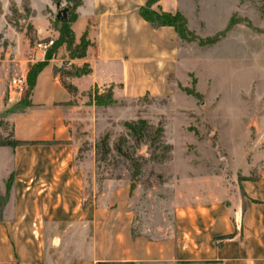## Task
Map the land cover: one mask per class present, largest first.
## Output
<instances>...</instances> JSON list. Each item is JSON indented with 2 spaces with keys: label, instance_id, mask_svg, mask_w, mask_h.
Masks as SVG:
<instances>
[{
  "label": "crops",
  "instance_id": "crops-1",
  "mask_svg": "<svg viewBox=\"0 0 264 264\" xmlns=\"http://www.w3.org/2000/svg\"><path fill=\"white\" fill-rule=\"evenodd\" d=\"M144 3L80 0L72 24L82 15L84 27L78 39L71 32L74 41L85 33L89 45L74 62L89 72L65 82L74 92L61 85L54 58L24 111L6 113L20 98L0 88V114L17 142L0 147V264H264V165L238 182L237 198L206 191L177 198L149 227L138 220L130 182L98 179L93 152L79 153L97 122L90 90L130 101L176 88L180 40L140 18ZM152 9L174 13L179 3L159 0ZM6 56L0 69L14 62L24 75L44 55Z\"/></svg>",
  "mask_w": 264,
  "mask_h": 264
},
{
  "label": "rangeland",
  "instance_id": "rangeland-1",
  "mask_svg": "<svg viewBox=\"0 0 264 264\" xmlns=\"http://www.w3.org/2000/svg\"><path fill=\"white\" fill-rule=\"evenodd\" d=\"M178 3L194 39L180 41L174 91L130 101L113 97L112 104L97 107L96 126L80 134L79 153L93 152L95 176L130 182L138 220L148 226L160 223L164 208L177 198L190 199L202 191L237 198L238 182L264 165V0ZM64 8L69 19L74 11L66 0H0V58L16 60L29 50L40 53L38 43L54 46L61 31L55 17ZM83 25L82 15L67 24L76 39ZM211 39L216 42L199 44ZM79 48L75 40L53 53L54 71L64 82L83 70V64L74 62L78 58L71 57ZM19 74L14 62L0 69L6 97L9 80ZM105 91L89 94L93 98ZM1 114L3 141L9 139L10 124ZM137 120L147 124L139 142L123 126ZM156 127L161 128L160 138L151 143ZM104 136L108 154L102 158L96 146Z\"/></svg>",
  "mask_w": 264,
  "mask_h": 264
},
{
  "label": "trees",
  "instance_id": "trees-1",
  "mask_svg": "<svg viewBox=\"0 0 264 264\" xmlns=\"http://www.w3.org/2000/svg\"><path fill=\"white\" fill-rule=\"evenodd\" d=\"M158 1L159 0H145L144 5L140 6L137 10L140 18L144 20L146 23H148V25L153 29H157L160 27L172 28L180 41H183V42L193 41L194 36L191 34V32L187 30L186 21L180 13L178 12L168 13V12H162L159 10L155 11L152 9V7L156 5ZM66 2L72 4V10L74 11V13L69 19L66 18L67 19L66 23H61V31L59 33V37L53 43L54 46H51L52 48L49 47L48 51L49 50L50 51L44 54L43 60L27 66V70L25 73V90L22 95V98L13 106L12 110L6 113L22 112L30 106L29 97L31 95L32 89L35 84L36 76L38 75V73L47 64V62L52 58L53 53L56 50V48H58L62 44H65L68 48L73 45V42H74L73 34L69 26H67V24L69 25L75 20L76 18L75 9L80 5V0H66ZM65 36L67 37L66 39L64 38ZM64 39L66 41H64ZM79 42H80L79 52L77 55L71 56L72 58L75 57V58L81 59L84 57L86 48L88 46V42L85 39V33H83L80 36ZM215 42H216L215 39H211L208 42H205V43L200 42L199 44L200 45L213 44ZM88 72H89V69L87 65L83 64V70L78 71L74 75V77H80V76L86 75ZM60 83L67 92L69 93L74 92V89L72 88V86L65 83L63 78L62 79L60 78ZM105 92L102 94H95L93 96L92 101L95 107H104V106H107L113 103L114 100L112 98L110 89L106 90ZM104 94L105 96L102 97V95ZM2 125H3V121L0 119V128ZM123 126L128 131V133L134 138L136 142H139L142 140V138L144 137L145 131L147 130V124L144 120H137L136 122H124ZM160 134H161V128L156 127L151 137L149 138V141L153 143L154 141L159 140ZM106 139L107 137L104 136L100 140L98 145L96 146V154L97 152H99L102 158H104L108 154ZM16 144L17 142L11 139L10 133H9V139L0 141V147L1 146L13 147ZM113 147H114V151L117 154L122 155V151H121L119 144H114ZM128 159L130 162L134 163L133 166L135 167V169H137L138 165L133 161V159L132 158H128ZM6 189H7V186H6Z\"/></svg>",
  "mask_w": 264,
  "mask_h": 264
},
{
  "label": "built area",
  "instance_id": "built-area-1",
  "mask_svg": "<svg viewBox=\"0 0 264 264\" xmlns=\"http://www.w3.org/2000/svg\"><path fill=\"white\" fill-rule=\"evenodd\" d=\"M52 42H43V43H38L36 45V48L39 52H44L47 48L50 47ZM8 95L9 97L19 99L24 93L25 90V74H19L14 77H12L9 80L8 83Z\"/></svg>",
  "mask_w": 264,
  "mask_h": 264
},
{
  "label": "water",
  "instance_id": "water-1",
  "mask_svg": "<svg viewBox=\"0 0 264 264\" xmlns=\"http://www.w3.org/2000/svg\"><path fill=\"white\" fill-rule=\"evenodd\" d=\"M66 13H67V9H61L57 11V15L55 17L56 21L60 22V23H66L67 19H66Z\"/></svg>",
  "mask_w": 264,
  "mask_h": 264
}]
</instances>
